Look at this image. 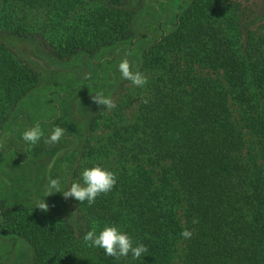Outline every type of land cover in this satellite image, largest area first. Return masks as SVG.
Masks as SVG:
<instances>
[{
    "label": "trees",
    "instance_id": "16d2710c",
    "mask_svg": "<svg viewBox=\"0 0 264 264\" xmlns=\"http://www.w3.org/2000/svg\"><path fill=\"white\" fill-rule=\"evenodd\" d=\"M148 1L0 0V175L7 163L24 170L33 160V146L19 161L3 138L37 98L44 104L30 123L61 126L76 146L42 168L47 181L63 160H78L75 179L95 164L118 176L91 207L69 198L73 217L13 203L32 187L8 179L0 245L25 241L32 264H264V26L245 23L242 0H159L154 10ZM20 41L43 46L63 69L56 80L44 84L17 52ZM126 56L147 76L143 88L122 78ZM85 58L90 74L75 79L67 69L81 73ZM127 84L134 89L115 102ZM100 92L116 107L98 106ZM93 221L119 224L148 252L117 261L87 246Z\"/></svg>",
    "mask_w": 264,
    "mask_h": 264
},
{
    "label": "rangeland",
    "instance_id": "374dc122",
    "mask_svg": "<svg viewBox=\"0 0 264 264\" xmlns=\"http://www.w3.org/2000/svg\"><path fill=\"white\" fill-rule=\"evenodd\" d=\"M165 1V0H163ZM161 1V2H163ZM159 0H149L148 1V8L154 10L153 3L155 5H158ZM160 2V4H161ZM172 3V0H167L166 3ZM245 10H246V22L249 23L252 27H259L264 26V0H242ZM162 5V4H161ZM166 7V5H164ZM164 18L165 16L162 15ZM33 46L30 43H26L24 41H20L15 45V48L17 52L22 56L23 59H25L26 62H28L32 67L36 68L39 73H41L43 82L45 85H49V81H53L57 79L58 73H62V68L57 67L53 60H49L46 55L43 54V52L46 53L43 46L41 45L38 49L39 53L34 51L32 49ZM37 49V47H36ZM43 54V55H42ZM45 55V56H44ZM87 63V59L80 61V66L83 64V69L80 73V71L75 70L71 67V69H67V71L72 70L73 74L77 77L75 79H86L88 77V74H90L89 68L93 67L90 65V62H88V65L84 67V62ZM82 62V63H81ZM95 62H92V64L95 65ZM76 72H75V71ZM66 70L64 69V72ZM59 81V80H58ZM133 86H130L129 84L125 85V87L122 89L120 94L117 96L115 102H119L120 99L125 97L126 89H134ZM42 99V98H41ZM43 100V99H42ZM40 99H30L25 102L24 105L17 111L16 118L11 122L6 129V132L4 133L3 141L6 145H8L6 148L9 147V145H12L17 149V151L20 153L18 159L19 161H25L26 153H24V145L25 143L21 139V134L23 131H25L27 128H30L34 126L32 122V117L34 116V113L38 111L41 107V105L44 104V101ZM76 103H71L70 108L72 113L76 112L75 106ZM28 113L29 117H22L24 113ZM137 110L136 107H133L131 110L126 111V116L129 120L133 121L134 115L136 114ZM28 118V119H27ZM30 118V120H29ZM45 133L44 138L40 142H38L36 145H34V153H33V160L27 158L26 162L29 159V162H27L28 166L24 170L16 169V168H10L8 166V163L6 164V168L3 170V172L0 175V196H4L6 194V187L5 183L9 181L8 179H16L18 182H24L27 185H31L32 190H30L29 194L21 195V200H12L13 203H16V201H20L22 203H28L32 205H36V202L39 199L44 198V186L47 183V179L45 177V172L42 173V168L44 166H47L49 163H51V160L57 154L58 152L64 150L68 145L70 147H73L75 150L76 146L75 143L70 142L71 141V135L70 133L65 132V135L61 138V140L56 144H46L44 140L47 139V137L51 134L52 127L50 125H46L45 127H42ZM101 129L96 132L97 136L103 137L105 136V132L100 131ZM69 139V140H68ZM30 156V154H29ZM61 166L63 167H56V170L58 171V174L55 176L62 179V182L66 186H70V184L73 181L79 180L80 177L77 179L73 176V169L77 167L78 160L75 163H71L70 160L66 161H60ZM113 165V164H111ZM110 166V165H108ZM74 167V168H73ZM25 193V192H23ZM45 202L49 204L53 209L58 210L61 212L65 217H73V214H71V205L69 198H64L62 194L57 193L52 196L46 197ZM2 244L0 245V264H32L33 262V251L29 247V245L22 240L14 241L12 239H1Z\"/></svg>",
    "mask_w": 264,
    "mask_h": 264
},
{
    "label": "clouds",
    "instance_id": "9594fccd",
    "mask_svg": "<svg viewBox=\"0 0 264 264\" xmlns=\"http://www.w3.org/2000/svg\"><path fill=\"white\" fill-rule=\"evenodd\" d=\"M118 70L123 79L128 80L134 87L143 88L148 83L147 76L139 71L133 70L132 64L127 56L118 65ZM93 101L98 106H103L104 110L115 108L111 96H106L103 92L98 93ZM66 129L61 126H54L51 134L44 142L46 144H56L65 135ZM45 133L41 122L37 121L34 126L27 128L21 134L22 141L28 146H34L44 138ZM118 181L117 173L111 171L100 164L91 167H84L80 172L79 180L73 181L70 186H66L62 179L48 178L44 186V198L36 202L35 209L42 212L49 211V205L45 202L46 197L60 193L64 198H72L80 204L86 203L91 207L101 195H106L115 188ZM195 222V221H194ZM181 236L189 239L191 231L185 229ZM84 243L95 249H102L108 257L119 261L121 258H131L140 260L148 252L145 244L134 241L132 235L117 223H103L93 221L92 227L83 235Z\"/></svg>",
    "mask_w": 264,
    "mask_h": 264
}]
</instances>
